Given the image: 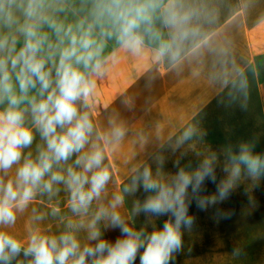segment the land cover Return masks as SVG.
<instances>
[{
  "label": "clouds",
  "instance_id": "clouds-1",
  "mask_svg": "<svg viewBox=\"0 0 264 264\" xmlns=\"http://www.w3.org/2000/svg\"><path fill=\"white\" fill-rule=\"evenodd\" d=\"M160 3L81 0L69 22V0H0V264L21 255L28 264H136L137 258L139 264H173L184 230L195 222L189 213L193 202L205 210L226 200L242 174L264 177V155L242 144L229 153L219 182L215 157L195 168L176 161L174 173L161 171L163 160L155 172L148 166L138 170L123 193L145 194L132 212L148 218L151 230L122 214L123 195L101 202L112 179L105 145L125 133L117 124L103 136L97 130L88 110L95 77L104 71L109 40L139 49ZM176 21L169 9L167 22ZM37 134L42 144L33 155ZM206 182L216 184L214 194H201ZM58 185L76 217L63 231L52 234L37 225L21 239L7 230L38 196L58 194ZM221 215L229 218L231 212ZM117 230L114 241L106 238L107 231Z\"/></svg>",
  "mask_w": 264,
  "mask_h": 264
},
{
  "label": "crops",
  "instance_id": "crops-1",
  "mask_svg": "<svg viewBox=\"0 0 264 264\" xmlns=\"http://www.w3.org/2000/svg\"><path fill=\"white\" fill-rule=\"evenodd\" d=\"M169 9L175 24L167 22ZM158 11L161 34L141 33L137 50L116 41L105 49L104 71L88 101L101 136L112 124L124 129L118 143L105 145L112 179L101 202L123 195L120 211L135 226L124 185L180 132L264 134V70L256 68V59H264V0H161ZM40 144L37 134L33 155ZM58 187L51 198L38 196L7 230L21 239L37 225L52 234L63 231L76 217L64 186ZM37 215L44 219L34 223ZM118 235L105 233L113 241ZM12 264L28 263L16 258Z\"/></svg>",
  "mask_w": 264,
  "mask_h": 264
},
{
  "label": "rangeland",
  "instance_id": "rangeland-1",
  "mask_svg": "<svg viewBox=\"0 0 264 264\" xmlns=\"http://www.w3.org/2000/svg\"><path fill=\"white\" fill-rule=\"evenodd\" d=\"M80 5L81 0H69V22L76 18L73 11ZM150 27V34L142 31L145 37L161 34L158 9ZM114 42L109 40L106 48ZM242 144L248 145L254 153L264 155L262 132H180L139 170L148 166L155 172L157 162L163 160L161 171L174 173L177 170L174 167L176 161L181 167L195 168L203 159L215 157L219 182L225 176L222 169L228 162L229 153L238 152ZM132 176L124 186H130ZM215 192L216 184L206 182L201 194ZM144 195L142 191L125 194L136 227L151 230L152 222L148 218L143 214L133 215L132 212L135 203ZM228 212H231L229 218L221 215ZM189 213L194 216L195 222L191 229L184 230L183 248L175 254L173 264H264V177L252 179L246 173L242 174L226 200L211 204L205 210L199 209L193 202ZM162 222V219L158 221V225ZM17 258L28 263V258L23 255Z\"/></svg>",
  "mask_w": 264,
  "mask_h": 264
},
{
  "label": "trees",
  "instance_id": "trees-1",
  "mask_svg": "<svg viewBox=\"0 0 264 264\" xmlns=\"http://www.w3.org/2000/svg\"><path fill=\"white\" fill-rule=\"evenodd\" d=\"M261 64L264 65V59L257 58L256 59V66H257L256 68H257L259 74H261L262 70H264V69L261 68V66H260Z\"/></svg>",
  "mask_w": 264,
  "mask_h": 264
}]
</instances>
